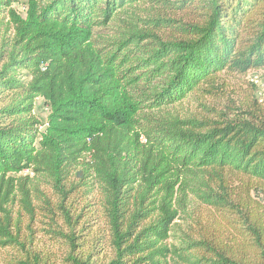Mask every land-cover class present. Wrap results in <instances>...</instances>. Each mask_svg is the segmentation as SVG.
Segmentation results:
<instances>
[{
    "label": "trees",
    "instance_id": "obj_1",
    "mask_svg": "<svg viewBox=\"0 0 264 264\" xmlns=\"http://www.w3.org/2000/svg\"><path fill=\"white\" fill-rule=\"evenodd\" d=\"M263 68L264 0H0V246L14 253L4 264H264V98L169 110L201 87L226 98L220 74ZM93 187L106 259L76 242L77 204ZM17 193L30 218L35 198L69 229L50 230L70 246L61 263L20 238ZM189 197L222 217L168 247Z\"/></svg>",
    "mask_w": 264,
    "mask_h": 264
},
{
    "label": "rangeland",
    "instance_id": "obj_2",
    "mask_svg": "<svg viewBox=\"0 0 264 264\" xmlns=\"http://www.w3.org/2000/svg\"><path fill=\"white\" fill-rule=\"evenodd\" d=\"M13 6L20 12L23 9L21 3L14 4ZM133 6L146 9L150 4L148 2L143 4L141 1ZM162 11L163 13L170 14V12L165 9ZM137 15L142 19L148 17L142 12H137ZM171 16L176 19L182 18L179 13ZM140 23L142 22L140 21ZM107 26H109V28H115L114 22L109 23ZM102 32H104V34H111L110 29L102 30ZM249 82L256 86L255 94L249 87ZM217 83L218 87L221 84L226 98L223 95H203L202 93L206 88L201 87L196 92L189 94L179 103L171 106V109L169 110L175 112L177 115L188 116L194 113H201L202 109H205L206 107L221 108L222 105H230L231 101L235 104H239L240 100H243L247 95H256L255 97L258 101H262L264 98V68L248 72L243 76L220 74ZM220 93H222V91H220ZM48 111L49 108L43 100L37 98L34 102L33 114L41 122H45ZM22 175H27L28 178H30L29 180L32 187L41 191L43 194H46V196L50 198L51 203L56 201L54 195L49 191L48 183L41 175H36L29 171H23ZM93 189L94 191L90 195L84 194V196L82 194V199L77 204L78 211L84 209L85 214H83L84 217L82 215L79 218V221L83 223L81 224V230L79 229V226L75 229L77 235L76 242L80 244L85 243L81 247L85 249L86 252L92 251L94 258L106 259V257H109L112 253V248L109 245V231L103 224L100 206L97 204L92 205V203L98 200L96 194L98 191L95 187H93ZM79 190H82V188ZM252 194L254 195L255 193ZM19 197L20 196L17 193L11 209L13 211L14 219L17 217V212L19 210L21 212L18 226L21 236L20 238L24 235L25 239L28 240L29 237L32 236V241L35 243L34 246L36 249H39L40 252L43 253H50L58 263H61L62 258L69 253L70 246L65 244V242H67L66 239L58 237L57 235L55 236L50 230L52 229L56 232L62 231L63 233H66L69 229L61 220L54 221L55 215L48 213L45 209H41L44 205H41L42 203L36 201L35 198H33L34 215L30 218L28 214L20 209ZM94 209H96V213H94ZM179 211V216L174 220V224L169 231L170 236L165 240V244L168 247L177 246L181 237H184L185 234L191 237H197L198 233L204 226L209 228L210 225H216L217 221L219 222L222 217L220 212L206 207L203 203L193 197H189V201L186 202L185 206ZM55 222L57 223L56 226L54 225ZM199 223H202L203 226H200ZM12 254L14 253L10 249L2 248L0 246V264H4V259H7V257ZM101 254L102 256H100Z\"/></svg>",
    "mask_w": 264,
    "mask_h": 264
}]
</instances>
